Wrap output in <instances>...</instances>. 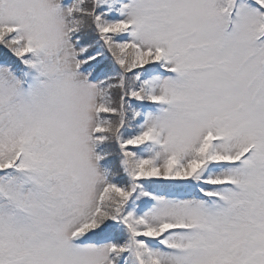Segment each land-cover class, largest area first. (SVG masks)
I'll return each instance as SVG.
<instances>
[{
	"label": "snow or ice",
	"instance_id": "obj_1",
	"mask_svg": "<svg viewBox=\"0 0 264 264\" xmlns=\"http://www.w3.org/2000/svg\"><path fill=\"white\" fill-rule=\"evenodd\" d=\"M0 264H264V0H0Z\"/></svg>",
	"mask_w": 264,
	"mask_h": 264
}]
</instances>
